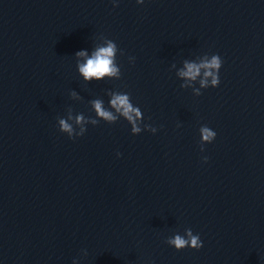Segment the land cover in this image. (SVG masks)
I'll use <instances>...</instances> for the list:
<instances>
[{
  "label": "water",
  "instance_id": "95a60500",
  "mask_svg": "<svg viewBox=\"0 0 264 264\" xmlns=\"http://www.w3.org/2000/svg\"><path fill=\"white\" fill-rule=\"evenodd\" d=\"M26 2L67 93L82 97L71 99L78 112L94 115L89 101L120 89L157 127L133 135L121 119L88 132L173 264H264V0ZM107 38L125 52L122 77L85 83L74 54ZM213 53L219 86L181 88L170 65ZM201 125L217 133L204 152ZM186 228L202 248L167 244Z\"/></svg>",
  "mask_w": 264,
  "mask_h": 264
},
{
  "label": "clouds",
  "instance_id": "9594fccd",
  "mask_svg": "<svg viewBox=\"0 0 264 264\" xmlns=\"http://www.w3.org/2000/svg\"><path fill=\"white\" fill-rule=\"evenodd\" d=\"M113 7L119 5L120 0H111ZM136 3L143 5L145 0H136ZM78 59L76 69L78 75L85 83L103 82L106 80H119L122 77L121 64L118 62L119 56H124L125 52L115 40L107 38L103 43L98 44L89 50L81 48L74 54ZM129 63H135V57H127ZM223 66L222 57L213 53L203 58L187 59L182 61V65L177 67L173 62L170 67L175 70V76L180 80V87L192 89L196 96L202 94L203 89L218 87L220 84V71ZM72 100L82 99L80 93L75 89L70 91ZM106 97V99H105ZM94 115L86 116L83 112H70L67 116L58 117L59 130L69 138L83 136L88 130V125H98L101 121L107 124H114L121 119L130 125L133 135H138L143 131H150L155 134L158 129L151 123L146 122L141 107L133 102L129 92L120 89L109 88L104 96H96L89 101ZM200 150L204 152V145L212 143L217 133L207 125H201ZM120 153H117L119 156ZM207 162L208 157H202ZM167 244L177 251L184 248L200 249L203 241L199 233H194L191 228H186L183 233L174 232L167 237ZM75 264V260L73 261Z\"/></svg>",
  "mask_w": 264,
  "mask_h": 264
}]
</instances>
